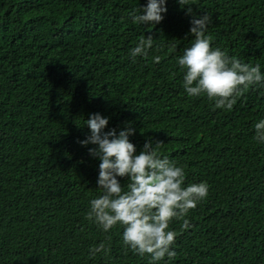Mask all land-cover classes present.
<instances>
[{
	"label": "trees",
	"instance_id": "1",
	"mask_svg": "<svg viewBox=\"0 0 264 264\" xmlns=\"http://www.w3.org/2000/svg\"><path fill=\"white\" fill-rule=\"evenodd\" d=\"M146 3L0 0V264H150L123 244L122 226L105 233L86 219L102 194L95 145L78 142L93 113L108 118L104 131L133 128L137 154L162 141L159 154L184 168L185 186H209L185 217L191 227L170 222L176 257L156 264H264V143L254 139L264 86H251L231 111L188 96L177 59L194 41L193 17L166 0L159 24H133L129 13ZM189 5L212 16L213 48L264 73V0ZM143 35L153 46L133 60ZM101 242L110 251L91 256Z\"/></svg>",
	"mask_w": 264,
	"mask_h": 264
},
{
	"label": "clouds",
	"instance_id": "2",
	"mask_svg": "<svg viewBox=\"0 0 264 264\" xmlns=\"http://www.w3.org/2000/svg\"><path fill=\"white\" fill-rule=\"evenodd\" d=\"M179 5L192 15L190 34L192 44L178 57L177 64L183 71V87L190 97L205 94L215 101V107L231 111L251 86H264V73L260 64L251 65L235 56H229L219 47L213 48L211 38L205 30L212 23V16L204 13L197 16L189 5V0H177ZM166 0H147L146 6L133 8L129 13L132 23L154 26L163 20ZM154 38L145 35L139 38L130 55L145 57L152 48ZM160 56L154 57L159 63ZM108 118L100 113L90 114L86 120L90 135L78 141L89 148V154L98 158L99 173L97 188L102 194L90 200V210L86 219L97 224L105 233L117 225L122 226V242L134 254L149 255L150 264L163 260L166 256L174 259L177 255L172 245L177 232L170 230L173 219L182 220V229L191 227L185 219L189 211L208 196L207 182L185 186L186 174L182 166H177L167 157H161L158 149L162 141L149 140L137 154L129 137L135 133L130 126L117 132L108 125ZM254 139L264 143V119L255 124ZM155 143V147H153ZM119 178H126L127 190ZM110 239V238H109ZM90 255L110 248L103 242L92 247Z\"/></svg>",
	"mask_w": 264,
	"mask_h": 264
}]
</instances>
